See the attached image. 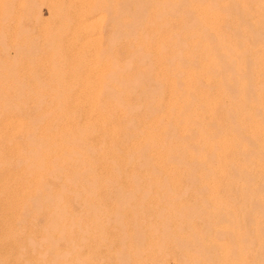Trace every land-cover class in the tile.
Segmentation results:
<instances>
[{"label": "rangeland", "instance_id": "obj_1", "mask_svg": "<svg viewBox=\"0 0 264 264\" xmlns=\"http://www.w3.org/2000/svg\"><path fill=\"white\" fill-rule=\"evenodd\" d=\"M11 1L6 2L8 6L11 5L4 10V14H1L3 17L0 15V61L3 66L0 70V94L2 91L4 96V99L0 98V100L7 101L8 108L11 106V110L7 108L6 113L25 119L26 122L32 119L35 121L36 118H40L39 121L43 122L46 120L45 117L43 120L40 117L44 109L43 103L47 105L48 101H61L67 107L63 109L62 105L61 109L68 110L71 106L75 108L77 101L83 98L80 95V84L83 83L85 73L80 63L83 57L80 46L85 39H80L79 33L75 34L78 21L74 15L68 20L67 18L61 20L56 14L51 15L50 3L56 4L60 0H31L30 7L29 5L23 7L22 3L19 4V0L18 2L13 0L14 3ZM189 1L194 0L187 2ZM159 2L157 0L153 5L147 6V15L150 11V15L154 13L147 18L156 17L158 10L156 4L159 5ZM169 6H161L162 8L159 9L161 15L158 14L161 20L158 18L157 20L165 22L172 20L173 17L175 21L179 19L178 24L173 21L175 26L172 24L173 26L170 27V23H173L171 20L170 23L168 21L164 23L166 25L164 26L166 29L170 27L171 30L173 27L172 31L182 33L181 37L185 35L184 43L190 44L189 47L182 45L186 48L182 49L184 51H181V58L176 59L180 66L178 83H176L177 178L175 188L172 186L173 189L170 187L172 183L167 181L171 196L166 191L163 197L169 194L170 198L167 196L165 199L170 202L164 199L166 204L163 201L160 203L161 206L165 205V209L163 206L160 210L152 209L149 199L157 195L152 187L150 188L154 196L150 192L148 197L140 199L139 194L134 191L132 194L137 196L128 197L130 202L136 201L141 207L143 203L147 206L149 202V208L144 205V208L139 207L141 209L134 208V210H129L126 206L121 210L119 208L121 206L118 207L117 197L116 199L112 197L111 192L107 190L106 195L103 190L101 191L103 194L59 193L60 195L57 194L58 192L25 194L11 190L0 191V264H239L241 253L238 251L245 245L244 242L243 245L240 242L243 238L240 236L241 233L245 230L264 229V49H250L251 51L232 49L222 53L220 50H217V53L212 50H201L199 47L194 50V43L192 42L193 45L190 43L193 41V37L190 36L192 28L187 26L184 27L185 30L182 24V17L185 16L186 11L189 12V8L178 9L179 13L172 11L178 13L176 17L175 13L174 15L170 13V8L167 9ZM217 10L223 18L225 14L223 9L218 7ZM163 14L168 15V19ZM236 16L232 15L234 19L230 16L226 17H230V21L234 20L233 23L236 24ZM147 18L140 20L139 27H143V32L141 28L136 27L134 30L137 31L136 35L133 31L135 36L131 37L133 40L137 36L139 38H136L137 42L142 41V45L148 42L149 48L152 45L155 47L151 48H156L158 37L165 35L163 34L165 31H162L165 28L164 26L162 30L156 28L155 31L152 25L154 33L151 27L148 28L150 25L142 26L143 23L148 22ZM225 18L222 22L226 21ZM108 21L110 22L109 19ZM108 21L102 24L104 26L100 24L98 27L96 24L91 28L90 33L93 38L102 36L104 44L113 47L111 52L118 53L120 61H125V54L121 51L124 49L125 37L114 38L111 34L112 22L110 24ZM222 22L220 23L222 25H217L224 32L225 27L223 28ZM145 29L147 30L144 31ZM157 31L160 33L158 34ZM144 33L147 35V38H144L148 40L144 41V38L140 40ZM50 35L52 40L49 38ZM152 35L155 36L153 38L156 44L153 43ZM108 38L110 41L108 40L107 43ZM110 42L118 45L113 44L114 47L109 44ZM180 45L177 47L181 48ZM162 47L166 48L165 44ZM152 56L151 54L150 58L155 57ZM150 58L148 57L151 61H148L150 67L155 66V58L153 60ZM143 60L141 63H145L144 66L148 65V62H145L147 60ZM141 63L136 59L133 67L130 65L129 70L127 69L131 74L125 71L124 76L129 77L128 80L135 79L136 77L133 76L141 73ZM169 64L167 70L171 67ZM168 87L165 84L164 90L159 92L158 98L163 99L164 102L168 100ZM155 92L158 94V91ZM135 95L137 93L129 96V98L134 97L129 99L132 105L134 101L136 105L140 103ZM64 100L68 101L67 104L71 103V106L65 104ZM4 102L2 104H5ZM14 103L20 106L14 107ZM38 104L42 109L38 108ZM137 106L133 107L136 109ZM74 108L72 110L77 107ZM134 108L133 112L137 113L136 116L143 111L139 108L134 111ZM37 115L39 117H36ZM116 117L113 116L115 119ZM59 121L62 122L63 119L59 118ZM124 122L122 120V123ZM42 124L44 125V122ZM39 125L36 126L40 127ZM4 138L5 136L0 137V159H2L0 188L4 182L14 184L16 181L8 179L5 169H9L13 176L21 174L23 168L21 165L25 163L20 162V171L18 162L16 163L17 157L15 160L14 157L18 148L23 150L27 148L22 135H16L12 142L7 143H4ZM68 149L72 148L68 145ZM25 150L24 152L27 151ZM13 162L15 165L12 164ZM70 165L72 164L66 163L71 170L75 168L74 165L71 167ZM64 166L54 172L57 174L59 170H64L62 174L66 173L69 168ZM135 169L138 172L142 168L137 166ZM71 170L69 169L68 172ZM141 171L145 172V169ZM54 172L52 175L49 173L51 177L48 174V178L44 177L46 178L44 180L52 186L48 187V185V188L57 190L59 177L55 178L56 181L55 179L49 181L56 175ZM74 172L76 174L75 169L68 176L71 178ZM232 174L234 177H231ZM119 178V182L114 183H121L123 179ZM141 181L146 180L135 183L124 180L123 185L132 188V185L139 184L141 187L143 185ZM72 184L74 183L70 186ZM171 190L174 193L170 192ZM115 202H118L117 207L120 210L115 206ZM112 204L114 207L111 208ZM235 247L237 249H234Z\"/></svg>", "mask_w": 264, "mask_h": 264}, {"label": "bare ground", "instance_id": "obj_2", "mask_svg": "<svg viewBox=\"0 0 264 264\" xmlns=\"http://www.w3.org/2000/svg\"><path fill=\"white\" fill-rule=\"evenodd\" d=\"M9 1L10 0H0V15L4 14V10H6L7 7L11 5H7L8 3H10ZM16 1L18 2V0ZM30 1L31 0H19V4L22 3V5H24L23 7H27V5L30 4ZM152 1L154 0H60V2H57L56 4H54V2H52L53 4L50 3L51 15L56 14L58 15V18H61V20L62 18L63 20L64 18L65 20L66 18L68 20L70 19L69 17L71 15H74L76 17L78 26H75L77 27V31L74 30V32L76 31L75 34L79 33L78 36L80 39H85V41L82 43V46H80L82 47L81 52L83 54L80 63H82V68L84 67L85 73V77L83 76V83L80 84V95L83 98L77 101V103L74 105L75 108L77 107L76 109L70 105V102V104H67L68 101L64 100V103L66 102L65 104L71 106V109L69 107L68 110L65 109L66 111L61 109V106L63 105L61 101H48L46 102L48 103L47 105H44L43 103L42 105L44 109L42 110V114L40 116L41 111H39L40 113L38 112V114L42 118V120L45 117L44 119L46 120L43 121L44 125L42 124L43 122L39 121L41 120L40 118H36L37 121H34L32 119L27 120L26 122L24 121L25 119L16 117L11 113H6L8 108V104L6 103L7 101H3L6 104L5 105L2 104L3 102L2 100H0L2 102L0 103V118L2 117L0 119V137L5 136L4 143H7L12 142L16 135H22V138L24 139V145L27 147V151L24 149L26 152H24L23 149L18 148L16 150L17 152L15 153L17 156L15 155L14 157V160L17 157L16 163L18 162V167H20L23 162L25 163V166L21 165V167H23V173L20 172V167L19 172L22 175L20 174L19 176H15L14 174L13 176V173L11 174V171L9 169H5L8 179H15L16 181H13L14 184L4 182L3 186H1L0 188L1 192H7L11 190L15 192H22L25 194H48L49 192L52 194V192H58L57 194L104 193L106 195L108 194L106 193L107 190L108 192H111L112 197L114 196L115 199L117 197L116 200H118L119 205L118 202H115L114 204H116V207L117 205L118 207L121 206L119 208L123 210V206L124 209L126 206L129 210H134V208L138 209L139 207H141L140 203L138 204V202L136 203V201L130 202L131 200L129 201L128 197L130 195H136L132 194L135 191V193L139 194V196L141 197L140 199H143L142 197H148V194L150 192L152 193L153 189L157 192V195L154 196V194L152 193V196L154 197L150 196L151 198H148L150 200L152 209L155 210L157 208L160 210L162 206H165L164 204H166V202L164 201L168 200H166L165 198L167 196L168 198H170L171 196V194L169 193V184L167 185V181L172 183L170 187L173 189L172 186H174L175 180L177 178L175 168V164L177 162L176 158L178 156L175 139V133L177 131L178 98L176 83H178L177 75L179 73L180 66L176 59L181 58V51H184L182 49L186 48L183 46L189 47L190 44L186 45V42L184 43L185 35L184 37L182 36V38V33H175L174 31H172L173 27L172 30L170 29V27L175 24L173 22L175 21L174 17V20L169 19L173 23H170L169 20H166L165 22H159V20H161L159 19L160 16L158 17V14H160L159 9L171 5L172 7L169 6L167 7V9L170 8L171 12H169L173 13L172 11L178 12L180 8L183 7L189 8V12L186 11L188 8L184 10L186 11V13H184L185 16L182 17V24L183 28H187V26H190L189 28H192V31L190 30V36L191 38L193 37V41H191L190 43L191 45H193L192 42L194 43V50L197 49L196 47L201 48V50H220L221 53L222 51L225 52V50L227 51L232 49L260 50L264 49V0H194L189 2H187L188 0H158L160 2L159 5L156 4V8H158V10H156V17L153 16L151 18L150 16L154 15V13L150 15L149 13L151 11L149 10L150 12L148 13V15L150 16L149 18H147V6H149V4L153 5L155 2H157V0L154 3ZM183 1L187 2V4ZM11 2L14 3L13 0ZM32 7L33 5H31V8ZM153 7H155V5ZM218 7L223 9L222 11L225 12V14H223V18L222 14H220V9L217 10ZM31 8L30 10L34 9ZM165 10L164 12H166ZM32 13L34 14L33 10ZM144 13L146 17L144 16ZM178 13H175V16L178 15ZM232 15L236 16V24L233 23L234 20L233 22L230 21L231 18L234 19ZM1 16L3 17V15ZM165 16L167 18L168 15ZM226 16H230L231 18ZM126 17L127 20H125ZM139 17L143 18L140 19ZM145 18L148 19V22H146L147 24L143 23L142 26L144 24L146 25V27L147 25H150L148 26L149 28L153 25V27L155 28L153 29L155 31L156 28H158V30H162V27L166 24L167 21L171 24L167 29L165 27L166 25L164 26L165 30L163 29L162 31H165L163 33L165 35H163L162 37H158L157 44L154 42V30L151 27V30H153V43L157 45L156 48H151L152 46L155 47V45H152L149 48L148 45L150 44L148 42V44H144L143 42L144 45H147V47L149 48L148 49L146 46L142 45V41L141 43L140 41L137 42V39H139L137 38V36L132 40L131 36H135L137 32H135L134 30L136 29V27L141 26L140 20L142 21ZM157 18L159 20H157ZM178 18L180 17L178 16ZM224 18L226 19V21L222 22ZM108 19L110 20V22H112L111 26L113 30H111V34L114 36V38H120L121 36L122 38L123 36L125 37V39L123 38L124 45L122 44L124 46V49L121 50L123 51L122 53L125 54V61H123L122 59V61H120V56L118 53L114 54L115 52H111V50L113 49L111 45L118 42L114 41V43L112 44L111 42L113 41H111L109 43L111 44V47H109L108 45L106 46L104 44L102 36L93 38L92 33H90L93 26H96L97 24V26L99 27L100 24L102 25L103 23H105V21H108ZM177 21H179V19L175 22L177 24L180 23ZM227 21H229V23H227ZM57 22L59 23V21ZM221 22L223 23V28L225 27L224 32L226 31L225 33L226 35L228 34V36H226L223 30H221L222 28L220 29V27L217 25H222L220 24ZM230 22H232V24H230ZM62 23L60 25H62ZM168 23L167 25H169ZM224 23L225 25H229L225 26ZM106 24L108 23L106 22ZM139 28H141L143 32V27ZM147 29H145L144 31H146ZM137 30L139 29L137 28ZM133 31L135 32V35H133ZM181 31L182 30H180V32ZM159 33L160 32H158V34ZM51 35L49 36L50 39L52 38ZM138 35H140L139 32ZM142 36L143 37H140V40L144 37L147 38V35H145V33L142 34ZM146 38H144V41L148 40ZM72 39L74 41V44H76L74 38ZM151 39L149 41H151ZM108 40L110 41V38L107 39V43ZM190 40L191 39H189V41ZM49 41L47 42L48 44ZM189 41L187 40V42ZM153 43L151 42V44ZM164 44L166 48L162 47ZM179 45L180 47L182 45L183 46L181 48H178ZM190 48L192 49V46H190ZM79 51L80 49H78V52ZM151 54L155 56L152 57L156 60L155 66L152 67H150L149 62L151 61H149L148 59V57H151ZM153 58H150V60H153ZM136 59L139 60L140 63L141 61H144L143 59L147 60L145 62L149 61L147 63L149 66H144L143 64L145 63H141L142 68L140 67L141 65L138 66L139 68H141V73L139 72L140 76L137 75V78V76L133 73L135 75L133 77L136 78L128 80V76L130 75L128 74V78H126L124 76V72L127 71L128 68H130V65H132L133 67V64L136 63ZM182 62H184V60ZM168 64L171 65V67L167 70ZM1 66L2 63L0 61V70L1 68H3V66ZM165 84L169 86V94L168 100L164 102L163 99L160 100L158 97L159 92L162 91ZM155 91H158V94ZM133 93H137V95H135V98L137 96V100L140 101V103L137 104L138 106L136 105L135 101V105L134 103L132 105V101L129 100L131 97H133L131 96L129 98L130 94ZM2 94L3 92L1 91V99L4 97ZM58 95L59 94H56V96ZM17 105L20 106L16 103L14 107H18ZM40 105L38 108H41ZM140 105L142 107H140ZM133 106H137L139 110H143L142 112L138 113L139 116H136L137 113L133 112ZM10 107L8 108V110H11ZM72 107L75 110H72ZM64 108L67 107L64 106L63 109ZM138 108H134V111H137ZM184 109L186 108L184 107ZM188 109H190V107ZM39 116L37 115L36 117ZM113 116H117L116 119L118 118V121L113 118ZM59 118L60 120L63 119L64 124H62L63 121H59ZM112 119H115L116 121H113ZM122 120L125 122L122 123ZM38 121L41 123H39ZM37 124H40V127H37ZM68 145L72 149L69 150ZM1 162L2 159H0V164ZM66 163L75 166L74 169L76 170V174L74 172L71 178L68 175L74 169L71 170V168L66 166ZM12 164L15 165V162H13ZM62 165L64 167H68L71 171L68 172L69 169L64 168L65 170H68L66 171V173L68 172L67 174H62L64 170H62L63 172L59 170V173L56 174L54 171L57 172L58 169H62ZM72 165H70V167ZM137 166L142 169L144 168L145 172H142V169L137 172L135 169V167ZM52 172L56 174H53L56 177L52 176L53 179L48 180L51 182V180L59 177L57 180V190L48 188L52 186H50V183L47 184V182H45L47 180H44L48 178L47 176L49 173H51L52 175ZM74 174L75 177L73 178ZM51 175L49 174L50 177ZM76 175L79 176L76 177ZM233 175L234 174L230 176L234 177ZM119 177H122L121 179H123L121 180L122 185L121 183L116 184L119 182ZM124 180L134 183L140 182V180H146L148 182L150 181V184H148L147 182L146 187H144L146 181H141L144 186L141 185V187H139V184H137L138 186L135 184V186L132 185V188H130L131 186L126 187V185L124 187ZM54 181H56V179ZM67 181H69V183ZM70 182L74 184L70 186ZM78 182L82 183L78 185L76 184ZM147 187H149V189ZM150 187H152V189ZM166 191L170 194V196L168 194L165 198H163L166 194L164 192ZM170 192H172V190ZM108 196L110 197L111 195L109 194ZM161 201L164 202L162 206L160 203ZM145 202L147 203L148 201ZM168 202L170 201L168 200ZM142 203L143 202H141V204ZM148 203L147 206L145 205V203H143V207L141 208H144V205L146 206V208H149ZM112 205H110L111 208L114 207V205ZM117 219L118 218H116V220ZM240 236L243 237V241L242 239L240 241L241 244L244 242L245 245L241 247L240 251L237 250L241 253L239 264H264V229L261 231L245 230L241 233ZM241 244L238 245L240 246ZM236 247L234 249H237ZM234 249L233 251H235Z\"/></svg>", "mask_w": 264, "mask_h": 264}]
</instances>
